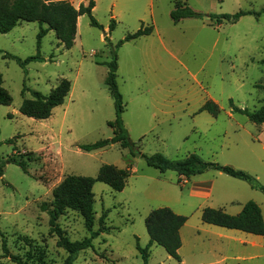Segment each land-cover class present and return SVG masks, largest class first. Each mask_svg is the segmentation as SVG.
<instances>
[{
  "label": "rangeland",
  "instance_id": "rangeland-1",
  "mask_svg": "<svg viewBox=\"0 0 264 264\" xmlns=\"http://www.w3.org/2000/svg\"><path fill=\"white\" fill-rule=\"evenodd\" d=\"M67 1L78 8L89 0ZM180 1L204 15L264 7V0ZM94 2L92 15L99 26L91 25L87 14L79 15L70 48L48 30L39 47L42 61L21 66L4 56L24 59L37 52V22L20 21L10 32L0 33L2 86L12 98L9 105L0 104V264H16L2 256L3 239L9 252L27 264H40V252L44 264H62L66 252L57 245L41 206L52 200L53 188L65 176H95L104 163L129 166L131 173L120 191L94 183L93 230L104 211L108 230L93 238L74 264H143L136 243L148 244L144 219L157 207L180 212L187 223L181 232L180 261L151 244L149 264H264V236L201 220L204 207L236 214L247 200L260 206L264 218L263 191L211 168L178 182L176 172H159L141 156L161 153L180 160L195 153L204 161L244 170L264 185V124L233 112L229 104L232 99L236 106L254 110L264 103V12L234 23L215 24L206 16L174 23L170 12L177 0ZM141 24L152 25L153 31L117 45ZM113 51L122 120L135 143L133 153L117 143L84 151L80 144L112 136L107 122L115 118V108L104 79ZM60 78L70 81V91L47 119L18 111L31 90L48 94ZM208 99L219 106L216 117L199 111ZM8 159L26 161L27 173ZM207 190L208 196L201 195ZM57 223L71 240L89 236L74 210Z\"/></svg>",
  "mask_w": 264,
  "mask_h": 264
},
{
  "label": "trees",
  "instance_id": "trees-1",
  "mask_svg": "<svg viewBox=\"0 0 264 264\" xmlns=\"http://www.w3.org/2000/svg\"><path fill=\"white\" fill-rule=\"evenodd\" d=\"M95 5L94 0H89L87 5L81 3L75 8L67 0H0V33L10 32L20 21L37 22L39 30L36 34L37 52L34 55L27 56L22 59L18 56L5 53V57L13 58L23 66L31 61H42L43 58L39 53V47L42 37L48 30H53L60 44L65 48H70L74 44L77 18L79 15L87 14L90 23L93 26H99L96 19L93 18L92 9ZM264 12V7L260 10H238L234 13H210L204 15L200 12L192 10L185 2L177 0L175 8L170 12V16L174 23L181 19L191 17L206 16L209 21L215 24L224 22L238 21L242 16L253 15L259 16ZM46 24V27H43ZM115 25V20L110 22V29ZM153 31L152 25L141 26L133 33L127 34L123 41H128L143 35H149ZM107 65V74L104 79L110 95L113 99L115 118L107 122L112 128V136L107 139H99L93 143L80 144L78 147L84 151H92L103 148L109 144L117 143L121 148H129L133 153L135 143L131 141L128 131L122 120V112L124 104L122 95L116 83V53L113 51V57L110 61L105 62ZM71 83L66 78H60L54 88L48 94H42L39 91L31 90V97H24L21 101L18 111L36 120L47 119L54 107L61 105L64 98L70 91ZM26 86L22 88V95L26 90ZM12 101L11 95L2 86L0 75V104L9 105ZM229 104L233 112L243 113L247 118L255 124H264V103L257 109L250 110L236 106L232 99ZM199 111H207L216 117L219 112L218 104L212 99L206 100L199 108ZM8 143L12 140L8 139ZM146 164L163 172L173 170L178 174L177 181H184L191 176L203 173L211 168L223 172L231 177L246 181L251 188L259 189L264 192V185L259 183L257 179L241 169H236L229 165H223L216 162L204 161L195 153L188 154L180 160H172L161 153L141 154ZM7 162L14 163L27 173L26 161H15L8 159ZM131 167L121 168L114 164L104 163L99 166L95 176L70 174L65 176L52 190V200L49 203H43L41 208L48 215V224L50 231L57 236V245L62 247L66 256L62 264H74L79 252L92 246V239L100 233L108 230L103 223V218L107 211H104L99 220L100 224L96 230L94 225V192L92 190L95 182H102L108 185L112 190H122L127 182V178L131 173ZM2 171L0 169V176ZM76 211L82 218L84 227L89 231V236L82 239L71 240L64 231L58 226V218L67 210ZM187 216L174 212L169 207H157L149 210L144 219L146 232L149 242L145 247H141L137 241L136 248L140 253L143 264L148 263V248L151 244H157L164 248L168 255L180 261L178 249L181 246L180 228L186 222ZM201 220L205 223L240 230L242 232L264 236V218L260 206L253 200H247L243 203L242 208L236 214H230L222 208L204 207L201 210ZM2 256L9 257L16 264H27L22 260L21 256L9 252L6 240L2 241ZM42 252H40L38 260L40 264H44L42 260Z\"/></svg>",
  "mask_w": 264,
  "mask_h": 264
},
{
  "label": "crops",
  "instance_id": "crops-1",
  "mask_svg": "<svg viewBox=\"0 0 264 264\" xmlns=\"http://www.w3.org/2000/svg\"><path fill=\"white\" fill-rule=\"evenodd\" d=\"M13 29H14V28H13ZM13 29H12V30H13ZM186 180H187V179H186ZM184 181H185V180H184ZM191 193H192V194H196V192H194V191L191 192ZM204 194L208 196V195H209V190L204 191L201 195H204ZM176 213H180V212H176ZM186 223H187V221H186V222L183 224V226L180 228V232H179V233H180V238H181V246H182V244H183V236H182V233H181V232H182L183 228L185 227ZM181 246H180V248H181Z\"/></svg>",
  "mask_w": 264,
  "mask_h": 264
}]
</instances>
